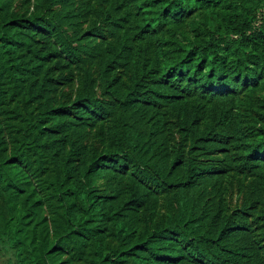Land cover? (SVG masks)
<instances>
[{
    "label": "trees",
    "instance_id": "16d2710c",
    "mask_svg": "<svg viewBox=\"0 0 264 264\" xmlns=\"http://www.w3.org/2000/svg\"><path fill=\"white\" fill-rule=\"evenodd\" d=\"M263 8L0 0L6 264H264ZM233 172L254 184L230 211Z\"/></svg>",
    "mask_w": 264,
    "mask_h": 264
},
{
    "label": "rangeland",
    "instance_id": "374dc122",
    "mask_svg": "<svg viewBox=\"0 0 264 264\" xmlns=\"http://www.w3.org/2000/svg\"><path fill=\"white\" fill-rule=\"evenodd\" d=\"M18 8H21V4H18ZM262 13L264 14V8ZM92 65V73L91 77L93 79L97 78V70L94 64ZM65 74V73H64ZM81 72L75 71L74 77L66 76V81L64 84L60 87L61 88V95L62 98L61 101H67V99L70 96H74L78 91V78L80 76ZM64 77L62 76L61 79ZM63 81V80H62ZM94 92L96 94H99L98 87H95ZM96 134V133H95ZM170 135L173 136L174 143H178L180 141L179 134L177 132V128L173 124V121L170 120ZM95 136V135H93ZM89 144L92 145L95 149H100L101 144L99 143V140L96 138H91L88 141ZM222 156H215L213 159H220ZM254 184L253 177L249 173H243L238 174L236 172L230 173L228 177L224 181V187H225V195H226V202H227V208L230 211L238 210L242 208L243 202L246 200V198L251 195V187ZM103 182L97 181L96 186L103 188ZM171 202L169 199H166V201H163L162 208L160 210L161 214L167 212L166 204ZM5 253L0 248V264H6L7 260L5 258Z\"/></svg>",
    "mask_w": 264,
    "mask_h": 264
}]
</instances>
